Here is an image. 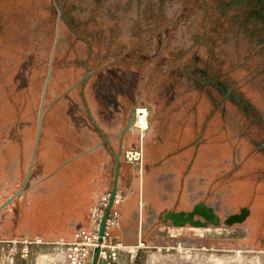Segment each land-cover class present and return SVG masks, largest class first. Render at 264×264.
Listing matches in <instances>:
<instances>
[{"label":"rangeland","instance_id":"obj_1","mask_svg":"<svg viewBox=\"0 0 264 264\" xmlns=\"http://www.w3.org/2000/svg\"><path fill=\"white\" fill-rule=\"evenodd\" d=\"M230 1L170 0L164 4L160 0H66L65 3L63 0H0V47L3 49L0 54V181L18 174L14 164L18 138L31 137L43 99V111L49 103V85H45L50 65L51 78L54 73L67 80L72 75L80 77L84 70L66 65L79 66L80 57H87L94 66L107 63L110 59L102 60L98 52L116 42L136 46L137 58L145 63L155 59L165 67L174 62L188 69L206 66L205 71L218 75L224 88L235 96L229 95L225 101V93L211 87L214 96L210 97L201 84L196 83L197 88L191 90L187 80H168L164 68L163 73L160 67L148 70V64L126 65V59H119L121 66L114 71L120 87L119 97L127 98L133 88L138 98L136 106L145 104L150 108L149 130L144 134L142 146L143 164L122 155L135 176L134 189H138V195L141 196L147 172L148 183L152 185L149 196L160 208L166 206L164 197L175 196L177 186L184 190V202L192 195L195 184H191V175L180 187L168 171L179 168L180 163L169 152L181 149V143L189 140L192 133L196 134L194 130L181 129L182 111L184 114L197 112L202 122L210 116L215 127L208 130L205 141L215 145L216 181L208 184L206 166L213 160L205 152L202 156L192 148L181 150L184 170H191L189 163L200 162L198 196L213 202L222 219L240 212L244 206L251 208V214L244 222L231 226L223 223L209 226L223 227L220 236L203 235L205 227L162 225L159 216L155 223L147 221L143 231L123 227L130 236L126 241L117 237L121 232L118 225L111 230L114 241H107L97 264H264V166H261L264 150H258V145L250 146L243 139L244 133H249L257 144L264 143V18L252 16L256 10L246 2L237 0L229 6ZM192 48L196 49L195 53ZM123 70L133 74L126 81ZM121 83L130 86L123 91ZM74 97L76 102H72L67 116L73 117L76 127H86L85 114L81 112L87 106L83 97L76 94ZM112 97L114 107L119 97ZM242 106L250 109V114L244 113ZM157 108L163 116L153 115V109ZM135 111L136 107L134 118ZM15 114L17 118L13 117ZM131 130L136 133V146L126 147L123 153L142 145L138 130L132 127ZM151 135L159 143L158 148L154 141L150 144L151 158L159 157L168 169L148 170L152 162L146 153V143ZM255 149L258 160L248 162L245 174L242 161L251 159ZM210 150L211 147L208 151L205 149ZM222 167L224 170H219ZM111 172L113 176L114 170ZM240 180L247 181L248 188H240L243 185ZM4 196L5 193H0V202ZM95 202L96 192L92 208ZM14 211V201L0 211V264H36L42 253L45 254L40 255L44 257L42 264H71L65 246L56 242L25 241L36 237L16 233ZM150 215L154 216L148 212L147 216ZM135 219H140V211L135 213Z\"/></svg>","mask_w":264,"mask_h":264},{"label":"crops","instance_id":"obj_2","mask_svg":"<svg viewBox=\"0 0 264 264\" xmlns=\"http://www.w3.org/2000/svg\"><path fill=\"white\" fill-rule=\"evenodd\" d=\"M117 27L119 28V25ZM115 31H118V29ZM142 48L144 49V47ZM191 50L193 52L194 50L196 51L194 48ZM1 53H3V49L0 47ZM137 54L136 46L129 47L126 44H117L115 42L109 47H102L98 52V56L102 60L110 59L107 63L102 62L101 65L94 66L91 65L87 57L85 59L80 57L78 61L79 66L72 63L66 65L74 70H84V75H80V77L72 75L67 80V77H58L61 75L53 74L49 83V103L43 112L42 128L40 130L39 109L36 114V124L31 137L24 138L21 135L17 141V155L14 164L16 165V173L18 174L13 178H1L0 181V193H5L8 197L23 189L14 200L15 211L13 215L16 218V233L21 235L29 234L36 238L41 237L47 243H51L57 240H73L80 228L90 227L92 205L98 187V174L107 173L110 167L111 170H114L115 175L117 154H120L126 147H135L137 143L135 131L131 129L126 130L128 120L134 115L138 99L135 89L133 90L132 88L131 94L128 91L127 98L121 99L119 97L120 87L114 75V71L121 66V62L119 61L121 57L122 59H126V65H132V63L138 66L148 64V70H151L153 67L155 68V66L157 68L160 67L163 73L165 72L164 70H167L165 77L168 80L172 79L178 82L187 80L186 83L191 87V90L197 88L196 82L191 79V70H194L196 67L188 69L187 66L181 63V66L178 67L177 65L179 64L175 62L173 65L165 67L161 66L160 61L155 59H153L154 61H149L150 63H145L139 60L140 58H137ZM137 59L139 60L138 63ZM124 70L123 75H125L124 79L126 81L133 74ZM169 71L171 72L170 76L168 74ZM94 74H97V77L92 78L91 76ZM134 75L136 78V72ZM138 76H140L139 73ZM130 80L131 84H134L132 79ZM126 84L127 87L125 83H121L120 85L123 87V91L130 86V84ZM203 87L206 95L210 97L214 96L213 92L210 94L206 90V87ZM74 94L83 97L87 106V110L85 109V112H81L85 114L87 123L86 127H81L82 129L76 127V122L71 115L67 116L73 104L72 102H76ZM113 95H115V98H120H118V104L114 105V107L111 102ZM139 97L142 98L141 96ZM244 109V113L250 114V109ZM224 111H228L226 107ZM164 113L167 112L164 111ZM156 114L163 116V112L158 111V108L153 109V115L155 116ZM182 114L179 116V119L183 123L180 125L181 129H186V131L189 130L190 132L194 130L196 134L192 133L189 140L182 142L183 146L181 149L176 148L169 152V155L173 154L176 158H179L180 163L179 168L175 167L168 171H171L172 175L175 176L176 182L180 187H183L185 179L188 178V175H191V184H195L192 195L184 202V190L183 188L178 189L177 186L175 196L170 198L168 196L164 197L166 206L160 208L149 196L152 185L148 183V172L144 186L141 188V196H139L137 193L138 189H134L135 176L126 165L125 159L121 156L118 181V196L121 200L116 204V207L121 212L118 226L121 232L117 233V237L128 241L130 239L129 233H126L123 227L127 226V228L131 227L133 230L143 231L146 228L145 224L148 222L155 223L158 217H161L162 213L167 209H190L198 201H205L215 207L213 202H209V200L198 196L199 172L201 170L198 165H200V162L189 163L188 165L192 168L185 171L183 167V154H181V150L192 148L202 156L204 152L207 153V156L210 158L209 160L212 161L215 158V145L210 141H205V138L206 134L207 136L209 135L208 130H213L215 127L211 125L210 116H206L205 121L202 122L198 119L197 112H187V114H184L182 111ZM192 114L194 116H191ZM15 115L13 117L17 118V114ZM191 118H194V120L191 121ZM199 122L201 123V127L199 126ZM244 134L246 137H243V139L250 142V146L255 147V145H258V150H264V143L259 145L256 143L253 135L249 133ZM154 138L152 135L149 136L146 143V153L149 155L150 162H152L148 170L168 169V166L164 165L159 157L151 158L150 144L154 141ZM162 141L164 142L165 140ZM154 144L157 147L159 143L158 141H154ZM210 147L212 150L206 152L205 149L207 148L208 151ZM255 153L256 149L251 153V159L242 161L241 169L245 174L248 173L247 164H250L248 162L253 159L258 160ZM242 165L246 167L243 168ZM253 165L258 167L256 163H253ZM261 166H264L263 163H261ZM206 167L209 169L208 184L211 185L216 181L215 174L217 169L214 160ZM219 170H224V168L222 167ZM240 182L243 184L240 185V188H248L249 183L247 181L240 180ZM156 198L160 197L157 196ZM171 198L175 199V201L173 202ZM168 200H171L169 204H167ZM178 201L180 204H178ZM249 209L251 214V208L249 207ZM137 211H140V219H135ZM148 212L149 214H154V216H147ZM161 223L164 225L163 222ZM40 255L45 254L42 253ZM40 255L37 258L36 264L43 263L42 258L44 257H40Z\"/></svg>","mask_w":264,"mask_h":264},{"label":"built area","instance_id":"obj_3","mask_svg":"<svg viewBox=\"0 0 264 264\" xmlns=\"http://www.w3.org/2000/svg\"><path fill=\"white\" fill-rule=\"evenodd\" d=\"M136 116L133 120L132 129H137L140 133L141 140L145 138L146 130H149V117L150 108L145 104H138L136 106ZM144 150L141 145L138 149L126 150L124 152V157L129 161H140L143 164ZM111 168L107 170V175L105 173L98 174V188L96 191V202L92 208L91 224L89 228H80L73 240H57L55 241L57 245L66 248V254L70 256L71 264H92L94 252L97 246H100L99 256L103 253V248L107 244V241L113 242L114 237L111 234L113 227H116L120 223L121 212L116 207V204L120 202L119 196L114 200V204L107 214L106 224H105V235L103 240L100 241V228L103 222V217L106 214L107 207L109 205L112 188L114 182V175L111 176ZM12 196V195H11ZM9 196V197H11ZM7 195L4 196L2 203H4L8 198ZM1 203V204H2ZM11 205V203L9 204ZM7 205L4 208H7ZM18 241V240H17ZM29 242H44L41 237L35 239H26ZM28 253V250L26 251Z\"/></svg>","mask_w":264,"mask_h":264},{"label":"water","instance_id":"obj_4","mask_svg":"<svg viewBox=\"0 0 264 264\" xmlns=\"http://www.w3.org/2000/svg\"><path fill=\"white\" fill-rule=\"evenodd\" d=\"M43 107H44V99L42 102V106L40 109V130L43 125ZM133 115L130 118V121L126 127V130H130L132 127ZM120 166H121V154H117L116 158V167H115V175H114V182L112 188V195L107 207L106 214L103 217V222L100 228V241L103 240L105 235V224L107 219V214L110 211L111 207L114 204L115 198L118 196V181H119V173H120ZM23 191L20 189L17 193L13 194L9 197L4 203L0 205V211L9 205L15 198ZM250 214V209L247 206H244L240 209V212L232 213L226 216L224 219H221L216 208L212 205H208L206 202H198L194 205L193 209L189 211H167L165 214L164 219L166 217H170L172 222V226H182L189 223L193 226L198 227H207V226H220L223 224L227 226H231L235 223L244 222ZM100 253V246H97L93 256L92 264H97L98 258Z\"/></svg>","mask_w":264,"mask_h":264},{"label":"flooded vegetation","instance_id":"obj_5","mask_svg":"<svg viewBox=\"0 0 264 264\" xmlns=\"http://www.w3.org/2000/svg\"><path fill=\"white\" fill-rule=\"evenodd\" d=\"M233 1H237V0L230 1L229 2V6H232V2ZM238 1L246 2V4L249 5L250 7H254V9L256 10V12H252V16L259 15L262 18H264V0H238ZM65 2H66V0H63V3H65ZM160 2H163L164 4H167V3L170 2V0H160ZM194 53H195V50H194ZM205 69H206V66H202V67H196L194 70H191V75H192L191 76V79H192V81L196 82L197 85L198 84H201V85L205 86L206 87V90L210 94H212V91H211V87H212L213 89L216 88V90H218V89L222 90L225 93V96H223L224 99H228V96L229 95L232 98L235 97L234 94H233V92H231V91H229V90H227V89L224 88L223 81L218 78V75H214V73L213 74H208L205 71ZM133 120H134V117H133ZM129 121H130V119L128 120V123H129ZM132 124H133V121H132ZM144 141H145V138L141 142L142 143V146H144ZM120 154H121V156L124 154L123 153V150L121 151ZM198 202H201V201H198ZM203 202H205V201H203ZM193 207H194V205L190 209H178V210L172 209V208L171 209H167L166 211H164L162 213V215L160 217V221L163 222L164 225H171L172 220H171V218L169 216L166 217V219H164L165 214H166L167 211H189V210L193 209ZM220 218H221V216H220ZM186 225H190V224L187 223ZM186 225H182V226H186ZM205 228H209V226H207Z\"/></svg>","mask_w":264,"mask_h":264},{"label":"bare ground","instance_id":"obj_6","mask_svg":"<svg viewBox=\"0 0 264 264\" xmlns=\"http://www.w3.org/2000/svg\"><path fill=\"white\" fill-rule=\"evenodd\" d=\"M222 228L223 227H215V228L209 227V228H205L204 231H202L203 232L202 234L203 235H210V234H212V235H215V236H220L221 234H223ZM202 234H200V235H202ZM226 234H227V232H226Z\"/></svg>","mask_w":264,"mask_h":264},{"label":"trees","instance_id":"obj_7","mask_svg":"<svg viewBox=\"0 0 264 264\" xmlns=\"http://www.w3.org/2000/svg\"><path fill=\"white\" fill-rule=\"evenodd\" d=\"M52 67H51V65H50V69H49V73H48V77H47V82H46V85L45 86H47V85H49V81H50V79H51V75H52Z\"/></svg>","mask_w":264,"mask_h":264}]
</instances>
